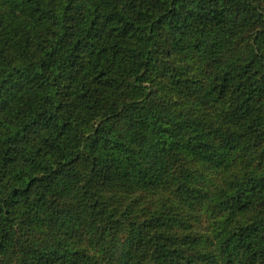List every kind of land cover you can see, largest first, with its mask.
Returning a JSON list of instances; mask_svg holds the SVG:
<instances>
[{
	"label": "trees",
	"instance_id": "obj_1",
	"mask_svg": "<svg viewBox=\"0 0 264 264\" xmlns=\"http://www.w3.org/2000/svg\"><path fill=\"white\" fill-rule=\"evenodd\" d=\"M177 156L243 157L213 249L173 208L103 202L160 189ZM0 264H264V0H0Z\"/></svg>",
	"mask_w": 264,
	"mask_h": 264
},
{
	"label": "rangeland",
	"instance_id": "obj_2",
	"mask_svg": "<svg viewBox=\"0 0 264 264\" xmlns=\"http://www.w3.org/2000/svg\"><path fill=\"white\" fill-rule=\"evenodd\" d=\"M186 64L190 73L197 77L204 78L210 73L207 63L198 59ZM200 112L205 113L202 115L205 116L207 110ZM210 113L215 115L213 111ZM218 117L220 116L218 115ZM211 120L219 124L215 117ZM243 168V157L236 158L233 164L223 170H212L203 163L196 162L186 156H177L171 160L166 180L160 189L154 191L135 186L109 185L104 187L103 192L106 200L103 202L106 206L117 207L119 209L117 214L123 215L125 222L159 212L167 215L169 207L173 208L186 219V223H189L190 227L185 233L191 235V231L194 229L193 233L196 236L195 240H198V246L213 249L219 240L220 229L217 228V224L223 226V224L229 223V215L220 212L214 206L213 194ZM189 173L193 176L189 181L190 185L185 182V176ZM253 212H259L257 207L249 213H240L230 216V218L231 220L236 218L241 222L250 220L255 214ZM232 221L228 227H234L236 220ZM170 231L172 235H162L161 232H156L155 235L174 242L177 240L179 230L174 227ZM83 240L85 243L89 239L85 236Z\"/></svg>",
	"mask_w": 264,
	"mask_h": 264
}]
</instances>
